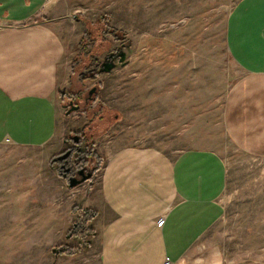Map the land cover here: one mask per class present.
Masks as SVG:
<instances>
[{
  "label": "rangeland",
  "instance_id": "374dc122",
  "mask_svg": "<svg viewBox=\"0 0 264 264\" xmlns=\"http://www.w3.org/2000/svg\"><path fill=\"white\" fill-rule=\"evenodd\" d=\"M236 1L61 0L72 21L66 37L71 44L78 39L70 57L77 82L66 90L77 97L60 95L57 152H49L51 143L0 145V164L46 176L40 198L29 197L33 204L14 206L0 219V264H54L60 257L67 264H98L91 233L85 223L77 225L97 176L74 186L64 176L77 161L69 150L74 136L88 137L96 153L104 142L171 154L193 147L220 153L227 169L223 214L198 243L214 244L219 264H264V157L239 148L224 124L227 92L241 76L225 42ZM105 61L113 64L108 73L102 72ZM55 219L61 235L53 241L46 231ZM38 227L42 236L33 232Z\"/></svg>",
  "mask_w": 264,
  "mask_h": 264
},
{
  "label": "crops",
  "instance_id": "0c3cea01",
  "mask_svg": "<svg viewBox=\"0 0 264 264\" xmlns=\"http://www.w3.org/2000/svg\"><path fill=\"white\" fill-rule=\"evenodd\" d=\"M68 18L61 0H0V145L51 143L49 152L58 151L60 95L77 82L70 57L78 39L66 37ZM225 42L241 69L225 99L226 131L239 148L264 157V0L235 2ZM98 154L102 165L85 180L94 183L96 174L93 195L82 202L98 264H219L214 244L198 242L223 214L227 169L220 153L104 142ZM7 163L0 164L1 220L14 206L33 204L29 197L40 198L46 181L44 173L29 176L37 172ZM34 230L42 236L43 227ZM60 235L55 219L46 237ZM67 263L60 257L54 264Z\"/></svg>",
  "mask_w": 264,
  "mask_h": 264
},
{
  "label": "trees",
  "instance_id": "16d2710c",
  "mask_svg": "<svg viewBox=\"0 0 264 264\" xmlns=\"http://www.w3.org/2000/svg\"><path fill=\"white\" fill-rule=\"evenodd\" d=\"M100 21H106L104 19V15H101L99 17ZM114 36H116L115 33H112ZM83 39L81 41H85V36L86 34L83 35ZM114 55V54H112ZM74 72V70H73ZM93 93V92H92ZM92 93H88V95L90 96ZM71 96V98H75L77 97L75 95V93H68L66 91H63L61 93V99H63L64 97H66V95ZM73 100V99H72ZM77 100V99H76ZM66 106V104H64ZM69 106H71V103L68 104ZM75 106V105H74ZM77 107V106H75ZM88 138V137H87ZM85 136H80V137H72L71 140L73 141V147H71L69 150H71V152L76 153V163H75V167L72 169L73 171H71L70 175H67L66 173H64V176L67 177V180H69V178L73 177L72 175H74V171L78 172L79 170H83L85 173H91L94 174L95 172H97V170L100 169L101 165H102V157L96 153L93 150V145L90 141H88ZM82 146V148H80ZM79 148V149H78ZM66 174V175H65ZM89 219V211H86L84 213V219L82 220V222H77V225L79 224L80 226H83L84 223Z\"/></svg>",
  "mask_w": 264,
  "mask_h": 264
},
{
  "label": "water",
  "instance_id": "95a60500",
  "mask_svg": "<svg viewBox=\"0 0 264 264\" xmlns=\"http://www.w3.org/2000/svg\"><path fill=\"white\" fill-rule=\"evenodd\" d=\"M121 60H122V57H121ZM112 67H113V64L111 63V61H105L103 63L102 71H109ZM92 92H93V89L90 90L89 93H92ZM77 173L78 175H80V179H76L75 177L69 178L68 180L69 186H74L77 183L81 181H85L91 177V173H85L83 170H79Z\"/></svg>",
  "mask_w": 264,
  "mask_h": 264
},
{
  "label": "flooded vegetation",
  "instance_id": "af4514ba",
  "mask_svg": "<svg viewBox=\"0 0 264 264\" xmlns=\"http://www.w3.org/2000/svg\"><path fill=\"white\" fill-rule=\"evenodd\" d=\"M64 173H66L67 175L71 174V172L69 170H67V169L64 171ZM74 176H76V175H74Z\"/></svg>",
  "mask_w": 264,
  "mask_h": 264
},
{
  "label": "built area",
  "instance_id": "2783aa9c",
  "mask_svg": "<svg viewBox=\"0 0 264 264\" xmlns=\"http://www.w3.org/2000/svg\"><path fill=\"white\" fill-rule=\"evenodd\" d=\"M90 214V213H89Z\"/></svg>",
  "mask_w": 264,
  "mask_h": 264
}]
</instances>
